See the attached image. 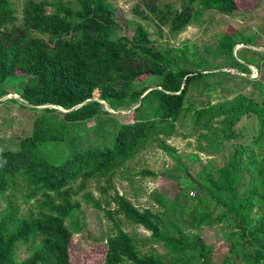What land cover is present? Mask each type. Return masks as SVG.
I'll use <instances>...</instances> for the list:
<instances>
[{"label":"trees","instance_id":"trees-1","mask_svg":"<svg viewBox=\"0 0 264 264\" xmlns=\"http://www.w3.org/2000/svg\"><path fill=\"white\" fill-rule=\"evenodd\" d=\"M179 6L138 0L133 12L174 38L205 22L209 11L233 15L239 8L237 0H181ZM115 12L110 0H24L21 13L15 0H0V98L15 89L21 106L36 113L18 148L0 149V264H72V236L86 225L74 199L79 194L113 222L102 264H214V244L201 231L215 225L228 245L220 264H264V52L233 53L240 45L257 47L263 35L224 33L220 41L229 50L218 39L215 58L232 60L247 76L250 66L258 72L252 93L234 95L196 45L165 49L140 23L132 36L120 34ZM6 100L19 101L0 103ZM103 101L115 113L134 110V119L121 121ZM244 118L254 127L249 144L232 141ZM195 133L183 156L167 142ZM152 144L173 160L163 172L176 180L178 194L152 190L154 204L141 208L112 179ZM91 180L107 182L99 187L103 198L85 190ZM115 214L149 236L137 239ZM146 243L161 245L163 253L143 252ZM21 246L28 255L19 261Z\"/></svg>","mask_w":264,"mask_h":264},{"label":"rangeland","instance_id":"rangeland-1","mask_svg":"<svg viewBox=\"0 0 264 264\" xmlns=\"http://www.w3.org/2000/svg\"><path fill=\"white\" fill-rule=\"evenodd\" d=\"M162 3L174 4L180 7L181 0H158ZM239 8L233 15H225L216 11H209L205 16V22H194L190 24L184 31L177 34L174 38L168 36V30L160 33L157 27L150 21H143L133 12L134 6L138 0H110L115 6V16L121 25L120 34L132 36L136 28V23L142 24L151 33L153 40L157 41L165 49L179 48L185 42L197 46L199 55L204 59L208 69H220L223 73V81L221 85L224 88L234 90V95L253 92V86L250 80L257 79L258 72L254 66H250L252 73L250 76L240 66L235 67L232 60H225L224 58H215L214 52L218 45L222 50H229V46L223 45L221 37L224 33H232V30L237 29L244 32H258L263 36L258 39L257 47L251 46H237L233 53L243 49L249 48L264 52V0H237ZM16 6L21 13V7L24 0H15ZM221 35V36H220ZM220 37V38H219ZM217 71V70H216ZM203 86L202 81L198 82ZM15 89L10 90V93L5 98L14 97L18 99V103L11 101H4L0 103V149H16L22 138L31 134L33 129L34 118L36 113L34 110L21 106L20 98L15 94ZM94 100L99 99V92L93 93ZM232 98L233 96H229ZM213 102H217L220 95L214 93L212 95ZM108 110L115 113L110 106L102 102ZM117 105H120L119 103ZM120 108V107H119ZM121 112V113H120ZM115 114L123 122L132 121L134 119V110L129 112L120 111ZM252 120L249 118L242 119L236 126V134L238 136L232 139L233 142L249 144L251 135L254 132V127L250 128ZM94 121L88 124V127H93ZM187 126L180 127L178 131L186 130ZM84 128H78L79 134H82ZM91 137V136H90ZM92 138V137H91ZM197 133L192 134L189 138H183L180 135L170 137L167 142L177 149L181 156L192 151V146L197 141ZM190 142L192 145H188ZM225 144L228 145L227 141ZM259 152L264 154V148ZM204 161L209 159L203 153L201 154ZM185 157H183L184 159ZM210 160V159H209ZM173 160L163 151L156 148L154 144L147 146L145 150L129 164L124 165L123 168L113 177L112 184L120 194L126 195L138 207L144 208L150 206L153 201L149 198V193L152 190H158L165 194L168 198H173L178 194L176 180L165 176L163 170L169 169L173 165ZM221 163V162H220ZM142 171H150L155 176H144ZM107 185L105 180H91L87 183L85 190L92 193L93 197L103 198L99 187ZM110 195L114 194L113 190L109 191ZM136 194V197L133 196ZM81 202L80 214L83 216L85 226L79 229L78 233L72 236V243L70 244V260L72 264H102L105 258L107 248V237L113 233V222L105 214L104 210L94 207L84 201L81 194L74 197ZM2 203L1 208L5 207ZM112 209L117 208L116 203L112 202L109 206ZM156 208V205H154ZM22 209L27 212L29 206L23 205ZM115 218L120 221L124 230L134 235L137 239H143L149 236L150 232L142 226L131 224L123 221V216L115 214ZM203 237L207 242L214 244V254L216 255L215 263L220 264L221 259L228 254V245L224 240V235L219 226L204 227L201 231ZM143 252L148 250L158 249L159 253H163V247L159 244L146 243L141 247ZM28 255L25 246H21L17 252V258L22 261ZM219 260H221L219 262Z\"/></svg>","mask_w":264,"mask_h":264},{"label":"water","instance_id":"water-1","mask_svg":"<svg viewBox=\"0 0 264 264\" xmlns=\"http://www.w3.org/2000/svg\"><path fill=\"white\" fill-rule=\"evenodd\" d=\"M6 96H4V97H2V98H0V100H2V99H4ZM74 109H76V108H74ZM74 109H72V110H74ZM62 110V109H61ZM64 112H67V111H65V110H63Z\"/></svg>","mask_w":264,"mask_h":264}]
</instances>
